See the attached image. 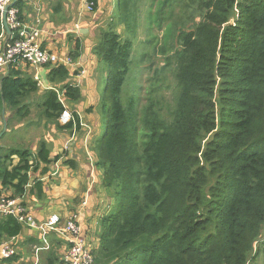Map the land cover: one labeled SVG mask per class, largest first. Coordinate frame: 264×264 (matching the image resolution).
<instances>
[{
	"label": "trees",
	"instance_id": "obj_1",
	"mask_svg": "<svg viewBox=\"0 0 264 264\" xmlns=\"http://www.w3.org/2000/svg\"><path fill=\"white\" fill-rule=\"evenodd\" d=\"M86 1L97 10L99 0ZM137 1L117 2L113 20L98 27L93 46L99 94L104 78L107 96L100 95L99 108L108 103L105 130L93 148L107 200L97 221L98 245L91 250L94 264H249L264 254V240L252 254L264 222V0L154 1L159 30L166 21L163 45L155 35L143 44L164 56L161 71L173 70L167 120L150 98L138 109L137 86H129L133 40L121 38L116 27L135 30ZM176 4L182 8L172 22ZM14 6L22 19L23 0ZM79 48L76 43L70 50L71 61ZM17 65L0 76V116L9 109L23 118L26 100L39 91L38 81ZM44 67L66 101L81 99L79 86L67 81L65 64ZM43 96L45 119L57 124L64 106L51 88ZM73 115L74 124L57 125L79 127ZM63 155L51 156L45 141L34 152L10 149L0 156V185L11 187L12 197L42 200L39 179ZM21 230L13 216L0 218V239ZM51 257L47 264L56 263L58 257ZM16 259L15 254L3 261Z\"/></svg>",
	"mask_w": 264,
	"mask_h": 264
},
{
	"label": "crops",
	"instance_id": "obj_2",
	"mask_svg": "<svg viewBox=\"0 0 264 264\" xmlns=\"http://www.w3.org/2000/svg\"><path fill=\"white\" fill-rule=\"evenodd\" d=\"M23 2L21 18L25 23L41 29L42 47L66 60L75 44L80 45L79 56L65 65L70 73L67 81L79 86L81 99L78 102L66 101V106L76 112L82 124L67 129L60 128L58 125L61 124L58 120V125L55 122L43 123L44 129L39 132L41 137L38 135L37 141L35 139L30 144L23 143L29 151L34 152L40 142L45 141L51 156L62 151L65 155L59 158V168L55 174L50 177L44 174L39 179L42 182L44 198L38 200L34 195L27 194L22 201L37 223L51 214L59 216L61 221L71 214H77V223L81 229L80 236L88 247L94 250L98 245L97 221L104 211L107 200L105 192L100 187L101 171L94 165L96 158L93 148L100 133L101 117L97 114V128H94L93 114L98 113L100 80L98 81L96 77L97 58L93 53L96 41L93 36L103 23V19L101 23L99 21L101 8L112 0H99L96 11L86 9L88 3L86 0H23ZM35 19H39V23L34 22ZM17 64L19 70L27 72L34 79L41 72L39 66L29 64L30 66L25 69L27 63ZM43 68L46 75L47 69L44 66ZM7 72L8 68L2 69L0 76ZM36 80L39 92H43L45 88L38 79ZM90 107L92 110L89 112L87 110ZM11 116H15L14 112ZM84 121L93 129L88 130ZM21 127L17 123L8 131L14 133V130L20 129L19 133H23L25 130H21ZM2 133L1 130L0 135ZM15 136H10V141L4 143V149L9 151L16 148ZM42 138L44 140H41ZM64 159H71L73 163L64 164ZM53 168L52 163L48 171ZM12 192L11 187L4 188L0 185V196H11ZM13 238L16 240L17 256L13 264L28 262V264H47V255L53 256L51 258L58 257L55 264H62L67 245L57 233L42 234L33 226L22 225L20 233Z\"/></svg>",
	"mask_w": 264,
	"mask_h": 264
},
{
	"label": "rangeland",
	"instance_id": "obj_3",
	"mask_svg": "<svg viewBox=\"0 0 264 264\" xmlns=\"http://www.w3.org/2000/svg\"><path fill=\"white\" fill-rule=\"evenodd\" d=\"M155 0H138L135 13L138 18L137 26L132 33L125 32L124 25H118L116 27L119 32L121 38H125L129 35L133 40L132 47V64L131 70L128 73L129 78V86H137V90L134 93V97L137 98V108L141 109L144 105L147 104L145 101L146 98H150V100L156 102V108L160 111L159 115L165 120L169 117V112L173 106V94H174V84L175 80L173 78V70L171 66L166 68L164 71H161L162 61L164 56L158 52L153 51V46H149L147 44H143V41L155 35L157 37L156 42L160 45H163V38L165 36V24L164 22L161 30H159V26L157 22L158 15L155 13L157 10V4L154 3ZM119 0H112V2L107 3L106 6L101 8V20L103 19V23L101 26L104 27L105 24L113 20V14L116 13V9L118 10ZM182 8V4L173 6L174 15L173 19L170 21H175L180 15ZM154 11V12H153ZM170 12V9H168ZM148 15V16H147ZM103 17V18H102ZM187 17V12L182 15V18ZM147 18V21H146ZM107 25V24H106ZM97 31L94 33V41L97 36ZM133 37V38H132ZM98 38V37H97ZM30 66V65H29ZM28 65L25 67L27 69ZM134 72H138L137 75ZM132 74V76H131ZM96 77L98 78V74L96 73ZM104 78L101 80V97L106 100V94L103 92ZM155 83L152 85V81ZM128 86V89H129ZM125 95L128 96L127 90H124ZM43 92H35L33 93L27 100L26 103L28 105V113L23 118H18L17 116H11L13 112L9 109H6V112L3 111V115L0 116V131L3 133L0 135V156L7 154L8 150L4 149V143L10 141L9 138L12 135H16V144L17 149H26L27 146L23 145V143H32L35 141L40 130L44 129L43 123H47L44 115V106H43ZM97 97V96H96ZM95 98V97H94ZM65 104H67L65 102ZM97 110L93 114V118H95L94 128H97V114H100L101 117V125H100V133L102 134L105 130L106 120H107V112H108V103H106L105 108H99V103H97ZM5 119H7V125H5ZM4 122V123H3ZM54 123V120H51L50 123ZM85 122V121H84ZM19 123L22 127L21 130H25L23 133H19V130H14L13 132H9L8 130L12 128L14 125ZM88 130H92L86 122ZM4 128V129H3ZM41 137V136H40ZM98 138V137H97ZM41 140H44L43 138ZM29 141V142H28ZM37 141V139H36ZM19 143V144H18ZM29 147V146H28ZM28 149V148H27ZM107 192V190H105ZM259 242L258 244H260ZM258 246V245H257ZM256 246V248H257ZM256 251V249H255ZM29 263V262H28ZM25 263V264H28ZM0 264H13V262L8 263L0 260ZM19 264V263H17ZM249 264H264V254L260 253L255 260H252Z\"/></svg>",
	"mask_w": 264,
	"mask_h": 264
},
{
	"label": "built area",
	"instance_id": "obj_4",
	"mask_svg": "<svg viewBox=\"0 0 264 264\" xmlns=\"http://www.w3.org/2000/svg\"><path fill=\"white\" fill-rule=\"evenodd\" d=\"M16 0H0V71L8 68L12 63H28L33 66H44L46 64H69L68 57L59 58L56 54L42 47L40 42L41 29L33 24L25 23L18 16V9L14 6ZM91 4H86V9L91 11ZM10 30L7 34L2 25V16ZM34 22L39 23V19ZM55 91L57 100L64 106V110L58 117L61 125L74 124L73 111L69 109L65 102L63 90L52 88ZM82 123L79 121V125ZM65 150V149H64ZM59 162L53 163V169L46 174L52 176L58 170ZM29 186V185H28ZM24 197L0 196V218L7 215L13 216L21 225H29L41 231L42 234L48 232L57 233L67 245L62 264H94V257L91 249L80 236V226L77 223V214H71L63 221L56 214H51L43 221L37 223L28 208L23 203ZM260 239L253 245L252 254L255 253L256 246L264 240V222L262 224ZM15 238L0 239V260L15 255ZM248 264V263H247Z\"/></svg>",
	"mask_w": 264,
	"mask_h": 264
},
{
	"label": "water",
	"instance_id": "obj_5",
	"mask_svg": "<svg viewBox=\"0 0 264 264\" xmlns=\"http://www.w3.org/2000/svg\"><path fill=\"white\" fill-rule=\"evenodd\" d=\"M2 25H3L4 29H5V31L7 32V34H9L10 30L8 28V25H7V22H6V19H5V13L2 16ZM38 66L40 67V71L41 72L36 76V79H38L42 83V85H43V87L45 89L51 88L52 86L49 83V81L47 80L46 75H45V69L43 68V66H40V65H38ZM2 115H3V112H2Z\"/></svg>",
	"mask_w": 264,
	"mask_h": 264
},
{
	"label": "clouds",
	"instance_id": "obj_6",
	"mask_svg": "<svg viewBox=\"0 0 264 264\" xmlns=\"http://www.w3.org/2000/svg\"><path fill=\"white\" fill-rule=\"evenodd\" d=\"M53 88V86L51 87V89ZM62 90V89H61ZM65 151V150H64ZM58 161V160H57Z\"/></svg>",
	"mask_w": 264,
	"mask_h": 264
}]
</instances>
